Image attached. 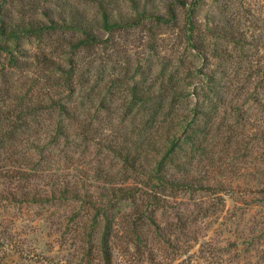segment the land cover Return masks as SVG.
Masks as SVG:
<instances>
[{"label":"rangeland","instance_id":"rangeland-1","mask_svg":"<svg viewBox=\"0 0 264 264\" xmlns=\"http://www.w3.org/2000/svg\"><path fill=\"white\" fill-rule=\"evenodd\" d=\"M62 1L0 0L5 24L72 4L99 40L0 36V111L46 107L0 147V171L36 170L0 177V264H264V0H137L111 31L96 0Z\"/></svg>","mask_w":264,"mask_h":264},{"label":"trees","instance_id":"trees-1","mask_svg":"<svg viewBox=\"0 0 264 264\" xmlns=\"http://www.w3.org/2000/svg\"><path fill=\"white\" fill-rule=\"evenodd\" d=\"M97 1V7L99 8V13H100V18H98L95 21H100L101 22V27L106 29L107 31H111L112 29H119L122 28L124 26H129L130 24H136L138 22L141 21V8H139L138 6V1L137 0H132V3L130 5V10L133 11V14H131V16L134 18L131 19V22H120V21H116V20H111V17L109 16V12L105 10V8H103V2H101V0H96ZM63 3L65 2L64 0L62 1ZM67 5V6H66ZM5 9L1 6L0 7V36L2 37H7V38H13V39H17L19 36L21 35H41L43 34L45 31L50 30V29H63V30H67L70 32H80L81 33V37H78V40H74L76 42L72 43L73 47H78L81 45H90L92 44H97L99 41L97 36L95 34H93V32L91 31V29L89 30V28H87V22L84 20V18L82 16H79L77 10H75L72 7V4H67L65 3V5L61 6L60 9L56 10L55 12H51L50 14H54L53 18L50 16L49 13H45L46 15V21H39V20H24V19H20L19 22H13V20H11V22L9 24H5L4 19H5V15L4 12ZM11 17V16H10ZM157 19H160L159 16H157ZM44 56L42 55H37L36 58H34L30 63H33V61H37L40 64H44ZM19 60H17L16 58H11V66H18L19 65ZM30 63H23V67H28L30 65ZM28 64V65H27ZM32 66V64L30 65ZM25 94H21L18 97V102H16V106H17V111L14 112V110L10 109V110H6L1 112L0 111V116L4 115L5 116V120H0V147H2L3 152L6 151L5 150V145L3 143H5L4 141V136H6L7 138H15L16 134H15V130H19L21 127H28L29 123L28 122H32L34 121L36 124H38L37 120H25L29 115L32 114H36L38 110H42L44 108H46L43 104L44 100H37V102L34 103H30V104H24L22 98H24ZM144 98H141V101H143ZM144 104H146V102H143ZM148 103V102H147ZM61 107V106H59ZM53 108V106H52ZM141 108H145L143 105H141ZM197 111L195 110L194 112V117L197 115ZM23 118V119H22ZM6 126V128H5ZM9 128V129H8ZM17 138V137H16ZM165 150L167 151H173V149H171L170 147H166ZM16 151H12L9 155H8V162H11V160L13 162H17L18 158H17V154H15ZM1 153V152H0ZM167 153H164L165 157H168V155H165ZM171 154V153H170ZM20 156V155H19ZM2 156H0V162H6L5 160H2ZM23 158L25 157V154L23 155ZM28 160V158H27ZM163 162V159L161 158L158 161V164H161ZM22 163L18 166H9L6 167L5 164L1 165V171H0V177L4 178L5 180H8V183H16V187L13 186V188L18 189L19 187H25L30 185L31 179L34 178L35 171L34 169H31L30 167L24 166L25 163ZM134 163V161H133ZM36 164H38L36 162ZM23 165V166H22ZM34 166V165H32ZM40 175V174H39ZM177 184H179V182L177 181ZM9 187V186H8ZM59 193H68L67 190L61 188L59 190H57ZM28 194V192H25L23 195L26 196ZM4 197V199L6 198L7 200H15L16 198V194L14 192H12V189H8L6 192L4 193H0V198ZM104 259L106 260L105 262H107L106 264H110V257L109 254L107 253V256L104 257Z\"/></svg>","mask_w":264,"mask_h":264}]
</instances>
